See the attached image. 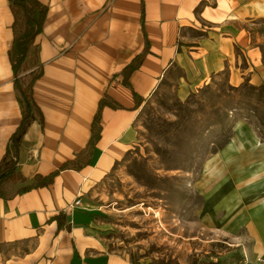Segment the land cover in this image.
Returning <instances> with one entry per match:
<instances>
[{
  "label": "crops",
  "instance_id": "0c3cea01",
  "mask_svg": "<svg viewBox=\"0 0 264 264\" xmlns=\"http://www.w3.org/2000/svg\"><path fill=\"white\" fill-rule=\"evenodd\" d=\"M40 2L47 16L19 77L38 75L33 99L41 115L33 108L17 152L13 137L25 106L9 60L14 16L10 1L0 0V167L16 161L25 179L6 189L7 198L0 196L2 264H130L111 248L109 211L88 200L138 141L136 97L146 103L174 72L180 73L181 99L220 76L233 88L264 86V0ZM139 56L141 67L126 86L123 70ZM102 101L107 105L100 109L90 166L61 171L51 186L16 194L88 147ZM240 141L227 144L217 159L242 146L238 159L245 169L249 157L262 156L263 189L205 190L215 209L229 210L227 225L240 221L238 256L255 260L264 256V142L251 133ZM79 199L81 206L71 208Z\"/></svg>",
  "mask_w": 264,
  "mask_h": 264
},
{
  "label": "rangeland",
  "instance_id": "374dc122",
  "mask_svg": "<svg viewBox=\"0 0 264 264\" xmlns=\"http://www.w3.org/2000/svg\"><path fill=\"white\" fill-rule=\"evenodd\" d=\"M179 75L144 104L137 143L88 201L109 211L111 248L130 264H238L241 223L227 225L229 210L215 209L205 189H263L262 156L243 169L244 147L231 157L217 153L250 133L264 142V86L233 88L220 76L181 99Z\"/></svg>",
  "mask_w": 264,
  "mask_h": 264
},
{
  "label": "trees",
  "instance_id": "16d2710c",
  "mask_svg": "<svg viewBox=\"0 0 264 264\" xmlns=\"http://www.w3.org/2000/svg\"><path fill=\"white\" fill-rule=\"evenodd\" d=\"M11 4V11L14 16L13 33L14 39L11 50L9 51V60L12 66L13 73L15 75V86L20 91L22 101L25 106L24 117L21 125L13 137V143L15 149L18 152V139L21 138L25 131L28 122L31 117L33 108L40 111L33 99V86L38 78L35 73H30L26 76V83L20 80L19 75L24 71V64L29 55L30 49L33 47L35 39L39 36L43 30V25L47 16V8L40 2V0H9ZM143 57H137L131 64H129L123 70V83L128 85V80L131 74L141 67ZM26 84V85H25ZM252 87V86H251ZM258 90L261 87H252ZM137 110H141L145 104V101L139 97H136ZM106 102L102 101L99 106V110L94 118L92 126V138L88 147L80 153L74 160L65 163L61 168L55 170L48 176L37 175L32 185L19 190L16 194L23 193L29 189H39L51 186L54 183L55 178L59 175V172L65 170H81L90 166L92 149L94 148L95 140L100 136V126L96 125L100 119V109ZM40 114V113H39ZM41 115V114H40ZM87 157L83 158V155L88 152ZM221 150V149H220ZM85 159V160H84ZM14 181L25 182V179L20 173L17 172L16 161L5 162L0 167V196L7 198V185ZM62 215L57 217L59 227H61Z\"/></svg>",
  "mask_w": 264,
  "mask_h": 264
},
{
  "label": "built area",
  "instance_id": "2783aa9c",
  "mask_svg": "<svg viewBox=\"0 0 264 264\" xmlns=\"http://www.w3.org/2000/svg\"><path fill=\"white\" fill-rule=\"evenodd\" d=\"M81 206V200L75 201V203L71 206V208ZM238 264H264V256L257 257L255 260H250L249 258L245 257L244 260H241Z\"/></svg>",
  "mask_w": 264,
  "mask_h": 264
}]
</instances>
